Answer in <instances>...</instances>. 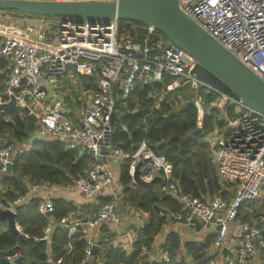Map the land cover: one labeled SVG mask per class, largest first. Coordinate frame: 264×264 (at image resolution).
<instances>
[{
  "label": "built area",
  "instance_id": "built-area-1",
  "mask_svg": "<svg viewBox=\"0 0 264 264\" xmlns=\"http://www.w3.org/2000/svg\"><path fill=\"white\" fill-rule=\"evenodd\" d=\"M177 5L264 81V0H177ZM34 19L33 24L0 26V60L4 62L0 74L5 71L6 97L0 102L13 96L19 115H26L22 109L28 108L36 118L34 131L38 139L58 138L65 148L86 151L95 157L96 161L69 187L85 200L96 199L114 181L112 162H127L130 177L137 168L143 181L160 180L161 191L180 204L179 210L160 211V215L188 228L197 224L213 227L214 252L206 264H264V212L248 217L247 221H237L241 209L251 212L248 203L255 205L264 200V115L197 79L191 73L195 61L176 45L165 46L166 39L157 38L151 27H146L142 35L129 30L119 35L116 20ZM164 75L171 80L153 94L154 109L164 103L168 111H174L191 94L197 127L199 118L209 108L224 120L222 133L209 134L207 144L218 181L231 194L229 200L220 195L207 201L196 200L182 194L171 176V164L154 154L144 141L133 152L114 146L115 126L110 117L117 111V99L128 98L136 82H159ZM202 91L211 94L208 106ZM121 129L126 130L125 126ZM101 151L107 153L102 155ZM18 152L12 142L0 144V175L5 174L7 164L13 162ZM48 187L57 186L40 179L29 185L26 194L6 204L0 202V210L15 213V206L25 202L29 194ZM106 196L107 201L84 221L67 217L59 220L69 236H83L82 263L93 257V230L102 225L118 227L126 214L127 229L118 234L121 237L117 246L127 247L133 242L134 230L142 223L143 214L133 205L123 204L125 212H119V193L110 190ZM36 207L42 215L53 210L50 198L38 199ZM17 229L20 231L18 226ZM51 232L48 222L41 238L48 241ZM147 256L149 251L142 247L140 260L134 264H143L142 259ZM1 257L13 264L18 254L0 253ZM159 260L167 262L166 253Z\"/></svg>",
  "mask_w": 264,
  "mask_h": 264
},
{
  "label": "trees",
  "instance_id": "trees-1",
  "mask_svg": "<svg viewBox=\"0 0 264 264\" xmlns=\"http://www.w3.org/2000/svg\"><path fill=\"white\" fill-rule=\"evenodd\" d=\"M8 15L13 18L36 17L14 11L0 12V18ZM118 34L134 31L142 35L146 27L142 24L118 20ZM157 38L165 39L158 31ZM4 62L0 60V69ZM171 78L164 75L159 82L143 84L136 82L133 91L126 99H117L115 109L120 112L119 122L114 127V146L121 151L133 152L141 141H144L154 154L162 156L172 166L171 176L176 180L180 192L196 200H205L220 195L229 200L231 194L218 181L211 153L206 138L217 127L224 125L219 114L209 108L202 114L200 126H196V110L192 104V95L174 111H168L161 103L157 109L152 97ZM4 77H0V99L5 100ZM205 106L211 101V94L201 92ZM125 126L126 130L121 129ZM36 123L26 115H19L16 108L0 112V136L7 142L24 143L35 130ZM199 129V131H197ZM14 143V142H13ZM96 161L91 153L70 150L54 137L32 141L31 145L16 154L9 173L0 175V202L6 204L17 196L23 195L30 185L44 180L49 185L68 187L72 182ZM117 182L120 185V202L133 205L144 215V221L134 230V239L129 250L114 246L113 234L105 225L99 228L95 255L87 262L83 258L84 238L78 234L69 236L59 220L72 214L76 217L73 203L64 199H52L53 210L48 215L37 211L38 198H30L15 206L14 221L23 236L17 244L16 239L6 231V222L0 221V253H16L21 256L17 264H134L140 260L139 253L145 247L149 253L152 242L165 222L161 212L180 209V204L165 195L161 188L163 183L154 179L150 188L133 183L127 172V162L120 163ZM94 204H89V213L79 218L84 221L103 202L107 196H98ZM259 205L248 203L251 212L239 211L237 221L244 222L264 212V200ZM84 208H81V212ZM83 215V213H82ZM81 215V216H82ZM78 217V216H77ZM50 220H49V219ZM52 220V221H51ZM50 222L52 232L48 241L43 240L42 229ZM214 235H207L201 241L183 242V253H180L182 241L175 232H169L161 244L162 253L168 261H149L143 258V264H206L211 259L208 250Z\"/></svg>",
  "mask_w": 264,
  "mask_h": 264
},
{
  "label": "water",
  "instance_id": "water-1",
  "mask_svg": "<svg viewBox=\"0 0 264 264\" xmlns=\"http://www.w3.org/2000/svg\"><path fill=\"white\" fill-rule=\"evenodd\" d=\"M14 11L36 17H51L59 20L75 21L109 20L132 21L151 27L165 37V46L172 43L189 55L194 61L191 73L195 77L218 91L239 99L242 104L264 115V81L250 71L213 37L201 29L186 16L177 5V0H78V1H29L0 0V12ZM5 71L0 76H4ZM15 108L13 96L7 102H0V112ZM22 111L33 121L36 118L28 108ZM120 112L111 114L110 123L116 126ZM199 131V129H197ZM35 131L26 140L29 145L37 140ZM106 151H101L105 155ZM100 160V158H97ZM12 163L7 164L6 173L11 170ZM133 183L150 188L152 181H143L138 176L137 168L131 177ZM207 201V199H205ZM124 214V205H118ZM0 221L6 222V231L19 244L23 236L14 221V212L0 210ZM96 246L91 254L95 255ZM21 261L18 256L12 263ZM0 264H11L3 257Z\"/></svg>",
  "mask_w": 264,
  "mask_h": 264
},
{
  "label": "crops",
  "instance_id": "crops-1",
  "mask_svg": "<svg viewBox=\"0 0 264 264\" xmlns=\"http://www.w3.org/2000/svg\"><path fill=\"white\" fill-rule=\"evenodd\" d=\"M16 21L19 23H30L33 24L35 23L36 19L34 18H30V17H18L16 18ZM224 127V125H223ZM223 127L221 128H215L211 133L215 134L216 132L220 135L221 130H223ZM222 133V132H221ZM208 138V137H207ZM206 138V141H207ZM112 168H113V172H114V180H117V176H118V170H119V166L120 164L116 163V162H112ZM29 190V185H27V190L24 194H26ZM108 193H110V188L105 189L102 194L100 196H106ZM29 198H50L52 199H64L67 201H70L71 203H73L74 207L76 210H78L77 212H75L76 217H74L72 214L66 216L69 219H73V220H79V218L84 217V215H87L89 213V208H86L89 204H94V202L97 201V199H93L91 201L85 200L81 194H79L77 191H75L74 189L68 187H54V188H42L37 190L35 193L33 194H29ZM27 199V200H28ZM81 208H84L81 212ZM83 213V215H82ZM82 215V216H81ZM78 216V217H77ZM144 215L142 217V222L144 221ZM49 219V218H48ZM123 222L120 226L115 227V226H111V225H105L106 227L109 228V230L115 234V239L113 241V245L117 246L120 237L118 234H121V232H124L127 229V216L126 214H124L123 217ZM50 220V219H49ZM52 221V220H51ZM141 225V224H140ZM99 228L100 226L92 231V237L97 241L98 237H99ZM169 232H175L180 240L182 241V243L180 244V253H183V242L185 241H201L203 240V238H205V236L207 235H213V227L208 226V227H203L200 224H197L195 228H188L185 225L181 224V223H176V222H171L169 221V219L165 218V222L161 227L160 232L157 234V236H155L153 242H152V246H151V251L149 253L148 256V260L149 261H157L160 259L162 251H161V244L164 241L165 236L169 233ZM118 235V236H117ZM126 250L130 249V246L127 247H123ZM208 257L212 255V253L214 252L213 248H212V244L209 247L208 250Z\"/></svg>",
  "mask_w": 264,
  "mask_h": 264
},
{
  "label": "rangeland",
  "instance_id": "rangeland-1",
  "mask_svg": "<svg viewBox=\"0 0 264 264\" xmlns=\"http://www.w3.org/2000/svg\"><path fill=\"white\" fill-rule=\"evenodd\" d=\"M32 18H34V17H32ZM16 23H17L16 18L10 17L8 15L2 16L0 18V26L13 28V27H15ZM3 141H6V139L4 137L0 136V144L3 143ZM13 142L12 143L14 144L17 151H22L24 149H27L31 145V144L28 145L26 142L21 143V144L16 143L15 141H13ZM110 190L114 191L116 193L120 192V185L118 184L117 180L113 181L112 185L110 186ZM259 203L260 202L258 201V203H256L255 205H259Z\"/></svg>",
  "mask_w": 264,
  "mask_h": 264
}]
</instances>
